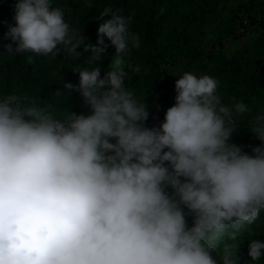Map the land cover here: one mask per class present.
<instances>
[{"label": "clouds", "instance_id": "1", "mask_svg": "<svg viewBox=\"0 0 264 264\" xmlns=\"http://www.w3.org/2000/svg\"><path fill=\"white\" fill-rule=\"evenodd\" d=\"M14 13L9 54L55 58L63 45L81 56L83 37L73 43L52 0H16ZM104 17L84 51L99 61L106 37L110 70L76 69L78 85L55 92H78L89 114L0 96V264H241L234 242L264 211V112L249 122L261 142L250 155L231 142L248 105L222 103L214 77L185 72L164 121L147 127L148 105L125 85L122 54L140 47L132 18ZM247 255L259 261L264 242Z\"/></svg>", "mask_w": 264, "mask_h": 264}, {"label": "trees", "instance_id": "2", "mask_svg": "<svg viewBox=\"0 0 264 264\" xmlns=\"http://www.w3.org/2000/svg\"><path fill=\"white\" fill-rule=\"evenodd\" d=\"M15 3L16 0H0V96L18 94L22 99L35 100L56 116L64 111L89 114L78 92L69 91L64 97L55 92L63 90L64 83L78 85L76 69L100 66L102 77L110 70L115 49L106 37L108 47L99 61L88 63L91 52L84 51L85 45L96 44L97 29L109 18H100V13L110 7L130 16L129 30L139 36L140 47H131L125 85L148 105L147 127H159L164 121L166 110L175 103L176 79L191 72L214 77L219 82L217 91L222 103L243 102L251 109L238 119L231 142L244 146L250 155L251 148L261 144L251 132L249 122L264 112V0H77L68 24L70 35L75 37L73 43L83 37L82 45L76 49L81 53L79 58L63 45L58 46L55 58L51 54H9L6 45L12 42L6 33L10 25L15 26ZM52 6L61 5L52 0ZM240 26L256 34L227 54L219 42L234 35ZM208 27L216 28L217 39L206 38ZM12 46L15 48L14 43ZM129 65H138L141 71L134 72ZM187 220L191 226V216ZM252 239L264 242V211L234 242L239 245L241 264H264V255L257 262L247 255ZM224 243L233 241L226 239Z\"/></svg>", "mask_w": 264, "mask_h": 264}, {"label": "rangeland", "instance_id": "3", "mask_svg": "<svg viewBox=\"0 0 264 264\" xmlns=\"http://www.w3.org/2000/svg\"><path fill=\"white\" fill-rule=\"evenodd\" d=\"M55 1L60 3L61 6L59 8L63 10L65 22L68 23L70 20L69 16H70L72 7L77 0H55ZM255 34H256V32L254 30L245 31V28L243 26H240L236 30L234 35H232L226 39L220 40L219 45H221V43H222L223 50L227 54H231L235 49L241 47L246 42L251 41L254 38ZM206 38L209 40L217 39L218 38V32H217L216 28L208 27ZM131 52H132V49H131V46H129L128 52L125 54H122L123 59L125 61V68L128 65V62H129V59L131 56Z\"/></svg>", "mask_w": 264, "mask_h": 264}]
</instances>
